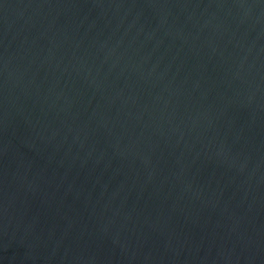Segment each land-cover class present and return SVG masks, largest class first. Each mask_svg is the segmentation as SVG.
<instances>
[{
	"label": "water",
	"instance_id": "1",
	"mask_svg": "<svg viewBox=\"0 0 264 264\" xmlns=\"http://www.w3.org/2000/svg\"><path fill=\"white\" fill-rule=\"evenodd\" d=\"M0 264H264V0H0Z\"/></svg>",
	"mask_w": 264,
	"mask_h": 264
}]
</instances>
